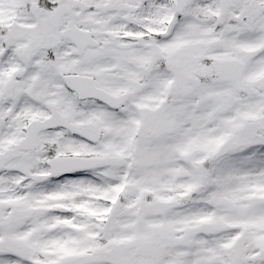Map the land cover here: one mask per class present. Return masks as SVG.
I'll use <instances>...</instances> for the list:
<instances>
[{
  "label": "snow or ice",
  "instance_id": "obj_1",
  "mask_svg": "<svg viewBox=\"0 0 264 264\" xmlns=\"http://www.w3.org/2000/svg\"><path fill=\"white\" fill-rule=\"evenodd\" d=\"M0 264H264V0H0Z\"/></svg>",
  "mask_w": 264,
  "mask_h": 264
}]
</instances>
